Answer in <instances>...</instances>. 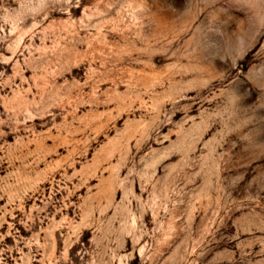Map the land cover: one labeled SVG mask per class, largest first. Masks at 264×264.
Returning <instances> with one entry per match:
<instances>
[{
    "label": "rangeland",
    "instance_id": "374dc122",
    "mask_svg": "<svg viewBox=\"0 0 264 264\" xmlns=\"http://www.w3.org/2000/svg\"><path fill=\"white\" fill-rule=\"evenodd\" d=\"M0 264H264V0H0Z\"/></svg>",
    "mask_w": 264,
    "mask_h": 264
}]
</instances>
